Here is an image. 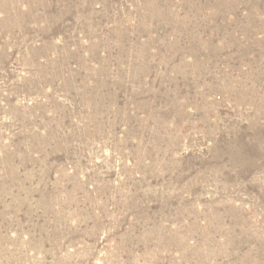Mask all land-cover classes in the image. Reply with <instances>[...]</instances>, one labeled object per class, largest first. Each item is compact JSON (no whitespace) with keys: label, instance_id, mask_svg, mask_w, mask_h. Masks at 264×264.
Segmentation results:
<instances>
[{"label":"rangeland","instance_id":"obj_1","mask_svg":"<svg viewBox=\"0 0 264 264\" xmlns=\"http://www.w3.org/2000/svg\"><path fill=\"white\" fill-rule=\"evenodd\" d=\"M0 264H264V0H0Z\"/></svg>","mask_w":264,"mask_h":264}]
</instances>
